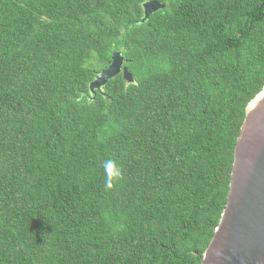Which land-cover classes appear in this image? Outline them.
Segmentation results:
<instances>
[{
  "label": "trees",
  "instance_id": "1",
  "mask_svg": "<svg viewBox=\"0 0 264 264\" xmlns=\"http://www.w3.org/2000/svg\"><path fill=\"white\" fill-rule=\"evenodd\" d=\"M145 1L0 0V264H202L264 86V0L141 22ZM116 51L135 82L93 98Z\"/></svg>",
  "mask_w": 264,
  "mask_h": 264
},
{
  "label": "water",
  "instance_id": "2",
  "mask_svg": "<svg viewBox=\"0 0 264 264\" xmlns=\"http://www.w3.org/2000/svg\"><path fill=\"white\" fill-rule=\"evenodd\" d=\"M165 7L159 0L143 3L141 22ZM129 61L114 52L107 68L90 82L93 98L107 82L122 74L134 83ZM202 264H264V86L248 103L234 151L226 205Z\"/></svg>",
  "mask_w": 264,
  "mask_h": 264
},
{
  "label": "clouds",
  "instance_id": "3",
  "mask_svg": "<svg viewBox=\"0 0 264 264\" xmlns=\"http://www.w3.org/2000/svg\"><path fill=\"white\" fill-rule=\"evenodd\" d=\"M105 173V187L111 189L114 182L119 181L122 178V171L115 161L109 159L103 164Z\"/></svg>",
  "mask_w": 264,
  "mask_h": 264
}]
</instances>
